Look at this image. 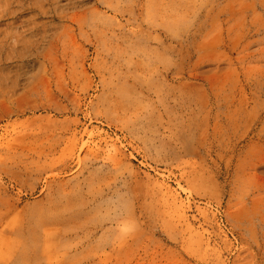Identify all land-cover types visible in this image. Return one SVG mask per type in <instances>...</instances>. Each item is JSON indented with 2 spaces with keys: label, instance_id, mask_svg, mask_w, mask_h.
<instances>
[{
  "label": "rangeland",
  "instance_id": "obj_1",
  "mask_svg": "<svg viewBox=\"0 0 264 264\" xmlns=\"http://www.w3.org/2000/svg\"><path fill=\"white\" fill-rule=\"evenodd\" d=\"M0 264H264V0H0Z\"/></svg>",
  "mask_w": 264,
  "mask_h": 264
}]
</instances>
